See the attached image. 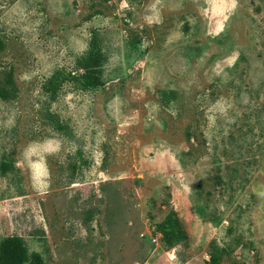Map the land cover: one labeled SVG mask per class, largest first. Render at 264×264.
Here are the masks:
<instances>
[{
	"label": "rangeland",
	"instance_id": "374dc122",
	"mask_svg": "<svg viewBox=\"0 0 264 264\" xmlns=\"http://www.w3.org/2000/svg\"><path fill=\"white\" fill-rule=\"evenodd\" d=\"M0 86V252L264 264V0H0Z\"/></svg>",
	"mask_w": 264,
	"mask_h": 264
},
{
	"label": "trees",
	"instance_id": "16d2710c",
	"mask_svg": "<svg viewBox=\"0 0 264 264\" xmlns=\"http://www.w3.org/2000/svg\"><path fill=\"white\" fill-rule=\"evenodd\" d=\"M0 253V264H22L23 247L19 238L10 237L5 239L1 244Z\"/></svg>",
	"mask_w": 264,
	"mask_h": 264
}]
</instances>
